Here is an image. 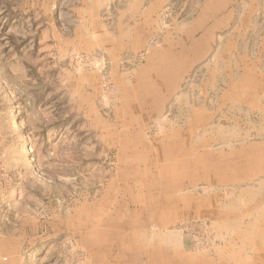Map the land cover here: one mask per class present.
<instances>
[{
  "label": "rangeland",
  "instance_id": "1",
  "mask_svg": "<svg viewBox=\"0 0 264 264\" xmlns=\"http://www.w3.org/2000/svg\"><path fill=\"white\" fill-rule=\"evenodd\" d=\"M133 214L264 264V0H0V264H107Z\"/></svg>",
  "mask_w": 264,
  "mask_h": 264
},
{
  "label": "crops",
  "instance_id": "2",
  "mask_svg": "<svg viewBox=\"0 0 264 264\" xmlns=\"http://www.w3.org/2000/svg\"><path fill=\"white\" fill-rule=\"evenodd\" d=\"M132 216V221L130 220L129 222L125 223L124 226L122 225V223L120 224V227L130 230V234L122 236L118 240H116L113 247L107 246V264H142L144 262H147L148 259L141 254L142 250L144 247L153 245L154 243L146 239L144 237V234H140V230H143L144 228L141 221L139 223L138 215L133 214ZM167 218H169V216H164L160 224L162 222L166 223L165 221H168ZM138 227H140L139 230L137 229ZM136 230H138L139 232L137 235L138 237L136 236V234H134ZM132 232L134 235L132 234ZM91 246H93V244H91ZM179 248L184 254H187L184 246L180 245Z\"/></svg>",
  "mask_w": 264,
  "mask_h": 264
},
{
  "label": "bare ground",
  "instance_id": "3",
  "mask_svg": "<svg viewBox=\"0 0 264 264\" xmlns=\"http://www.w3.org/2000/svg\"><path fill=\"white\" fill-rule=\"evenodd\" d=\"M159 216H160L159 217L160 221H162L164 216L163 215H159ZM140 231H142V230H140ZM132 234H133V232H132ZM172 243H173L172 236L167 234L164 236V238L161 241H158L153 245H149L147 247H144L142 250V253L141 252H139V253L144 255L148 260H147V262H144L142 264H191L190 262H192V261H190V258H188V257H187V259H189V261L183 262L184 257L181 256V254L178 252V250H176V248L174 250L171 247ZM136 245H137V243H136Z\"/></svg>",
  "mask_w": 264,
  "mask_h": 264
}]
</instances>
